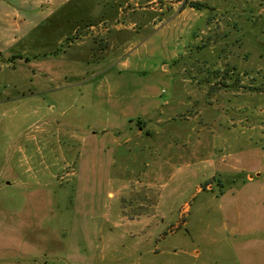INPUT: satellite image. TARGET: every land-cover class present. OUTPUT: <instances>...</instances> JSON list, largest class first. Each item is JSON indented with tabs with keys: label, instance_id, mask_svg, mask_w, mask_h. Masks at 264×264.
I'll return each instance as SVG.
<instances>
[{
	"label": "rangeland",
	"instance_id": "rangeland-1",
	"mask_svg": "<svg viewBox=\"0 0 264 264\" xmlns=\"http://www.w3.org/2000/svg\"><path fill=\"white\" fill-rule=\"evenodd\" d=\"M116 10L128 26L150 21L136 27L147 36L117 42L121 58L97 66L109 45L99 26L63 38ZM46 22L17 47L19 64L0 57V264H238L219 239L195 255L180 210L188 175L219 179L210 158L223 131L209 121L264 109L245 92L247 78L264 92V0H73ZM233 135L237 149L264 142L256 128ZM154 194L157 216L131 221Z\"/></svg>",
	"mask_w": 264,
	"mask_h": 264
},
{
	"label": "crops",
	"instance_id": "crops-1",
	"mask_svg": "<svg viewBox=\"0 0 264 264\" xmlns=\"http://www.w3.org/2000/svg\"><path fill=\"white\" fill-rule=\"evenodd\" d=\"M72 1L73 0H59L60 5L54 8L53 0H0V57L6 55L8 58L12 59L19 58V61L13 62V67L16 66V63L19 64L23 60V52H19L17 47L21 45L22 42H25L24 40H27L28 36L37 28L45 24V22L49 20V17L54 14V11L58 9L61 10ZM152 14L155 15L156 13L153 11ZM121 15L122 14H119L118 10H116L114 19L109 18L108 15L107 19L98 22L97 25L89 24L90 26H88L87 23L85 27H80L78 23H75L63 38L68 34L76 35L78 32L80 33V29H91L90 32H92L95 26H99L101 33L107 35L109 45L105 44V47L101 48L102 51L100 50V56L97 58L100 60V63H98L97 66L101 63L103 64L107 59H113L114 57L121 58L117 42L124 39L126 34H136L142 37L147 36V34H144L143 30L138 31L136 27L146 29V24L150 22L148 21L141 24V21L136 22L137 20H134L131 21L128 26L124 21L119 19ZM81 34V37H74L75 41L70 42L67 47H79L85 44L86 41L84 42V40H87L89 37L87 38L84 32ZM150 34L151 33H149V35ZM63 38L61 37L58 40L60 46H62L64 42ZM92 50L93 48H91L89 52L90 56ZM65 51L67 52V50ZM70 57L75 61L77 60L76 54ZM62 75L66 78L67 74L64 73ZM247 80H249V78H247ZM247 80L245 81V92H248L251 96H253V94H255V96L257 95L255 100L262 99L264 97V92L259 90V88L256 89L257 91H255V89L253 90L251 85L247 84ZM261 105H263V103ZM258 114L261 116H252L251 112V114L248 115L220 116L213 119V122L212 120L209 121V124L214 126L217 125V129L223 131L221 133L216 132V134H218L217 137L223 142L221 145L223 149L218 150L217 147L214 146L211 150L212 156L210 158L215 161V167L212 169L211 178L214 177V175H219V179H215L214 183H207L206 181H208L209 178H201V175L190 176L195 174L188 175L190 179L193 178L187 183V188H192V191L189 196L184 199V206L182 211L180 210L182 217L185 216L184 219L186 218V221L188 220L187 222L185 221L184 225L188 229H190L191 226L192 235H194L196 239V248L193 250V253L197 256L201 255V250L197 244L201 245V242H204L212 245L219 239V241L221 240L224 244V247L228 246L234 250L237 255L233 257L238 264H264L263 138L260 139L259 142H256L254 146L250 145L249 147L242 145L239 146V149L236 148L234 141H231L234 139L233 134H236V132L243 133L254 128L260 130L263 135L264 109L260 108ZM202 127L200 129L204 130ZM239 128L241 131L238 132ZM199 132L201 131H198V133ZM91 135H98V133H91ZM123 140L125 139L123 138ZM129 142L130 138L125 140L127 152L132 151L130 145H128ZM115 147L118 149L122 147V145L118 142L115 144ZM225 150L227 151L226 154L223 152ZM107 153L108 151L106 154ZM198 153L201 155L200 150H198ZM239 157L244 159V163L239 164ZM198 161L200 162L198 164H202L205 163L206 160H204V158L202 160L200 157ZM189 165L190 164L187 163L186 167L189 168ZM197 169H199V167H197ZM240 174L242 175L241 180H236L235 176H240ZM0 179L3 178L1 177ZM204 183H207L206 188H202ZM8 184L9 182L7 185ZM143 184L148 189H151L153 186L148 182ZM205 191L209 193L207 197L201 199L199 205H194L193 202L195 199L201 194H204ZM149 200V197L145 196L140 203H146ZM155 213L156 212L144 215L135 220H150V218L157 216ZM190 219L191 223L189 222ZM220 219L223 222L222 229H219L218 226V221ZM200 237H207L208 242L202 240Z\"/></svg>",
	"mask_w": 264,
	"mask_h": 264
},
{
	"label": "trees",
	"instance_id": "trees-1",
	"mask_svg": "<svg viewBox=\"0 0 264 264\" xmlns=\"http://www.w3.org/2000/svg\"><path fill=\"white\" fill-rule=\"evenodd\" d=\"M119 3V2H118ZM112 4L113 3H110V6H112ZM119 5H120V3H119ZM191 7H193V8H195V9H199V10H202V9H207L208 8V6L206 5V4H202V3H196V4H192L191 5ZM108 18V15H106V14H104V15H102L101 17H99L97 20H99V21H97V22H101L102 20H104V19H107ZM93 25V24H95V23H88V26H90V25ZM141 124V123H140ZM135 189H134V192H132L131 194H133V195H135ZM155 195V194H154ZM134 199V198H133ZM135 200V199H134ZM134 203L136 204V201H134ZM143 203H145V202H142V204H140L139 206L137 205L136 206V208L137 207H139V208H143L144 206H143ZM152 204L150 205V207H151V212H143L142 213V210H138L137 212H135V213H132L130 216H128V218L130 219V220H135V219H137V218H140V217H142V216H144V215H148V214H153L154 213V208L157 206V204H158V200H157V198H156V195H155V199H153L152 198V202H151Z\"/></svg>",
	"mask_w": 264,
	"mask_h": 264
}]
</instances>
